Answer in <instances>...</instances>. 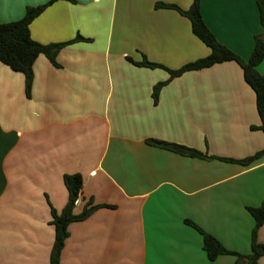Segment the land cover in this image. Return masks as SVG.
Listing matches in <instances>:
<instances>
[{"label":"crops","instance_id":"crops-1","mask_svg":"<svg viewBox=\"0 0 264 264\" xmlns=\"http://www.w3.org/2000/svg\"><path fill=\"white\" fill-rule=\"evenodd\" d=\"M51 0H0V24ZM191 0H55L29 26L60 48L24 77L0 63V264H49L51 209L67 203L63 178L82 179L59 264H237L211 261L191 221L225 249L250 253L248 207L264 199V150L255 95L241 68L225 62L169 79L209 55L188 19ZM217 41L247 62L261 32L256 0H200ZM264 76V59L257 66ZM166 83L153 99L154 88ZM212 157L181 156L149 141ZM264 246V225L258 231ZM259 264H264V255Z\"/></svg>","mask_w":264,"mask_h":264},{"label":"trees","instance_id":"trees-1","mask_svg":"<svg viewBox=\"0 0 264 264\" xmlns=\"http://www.w3.org/2000/svg\"><path fill=\"white\" fill-rule=\"evenodd\" d=\"M53 1L55 0H51L47 4L41 6L28 7L20 20L0 24V63L8 67L11 71L23 75L26 93L29 92L31 85L32 66L38 56L43 55L53 65H56L55 56L60 48L72 42L82 40L78 38L69 43L42 45L31 38L29 31L30 24ZM256 6L259 14L261 32L254 37V47L247 62L243 61L237 54L217 41L215 36L203 22L200 14V0H191V5L187 10H181L177 6L162 3H158L156 8L176 10L183 17L188 19L192 34L209 49L208 56L187 63L177 70H168L162 65L150 63L145 59L141 62H133L130 59L129 61L141 67L165 69L169 73L170 80L180 77L187 72L200 71L217 64L225 62L236 63L242 70L245 83L251 88L255 95L256 110L260 124L258 127H251V129L259 130L264 134V76L257 71V66L264 59V0H256ZM165 84L166 83H159L155 86L153 95L154 100H156L160 88ZM149 143L181 156L201 159L212 158L194 149L177 144L153 140L149 141ZM263 155L264 150L240 161L231 159H226V161L237 162L249 166ZM63 182L68 194L67 203L60 212H56L54 209L50 211V224L54 228V242L49 264H59L60 252L68 237V225L72 222L84 220L98 208V206H87L84 207L81 213L74 214L73 210L80 194L82 179L79 175H66L63 178ZM247 211L254 220V227L251 232L250 253L248 255H241L236 252L228 251L215 237L204 232L193 222L185 221V223L201 234L203 238V250L209 260L213 261L220 255H232L236 257L237 264H259L260 258L264 255V246L258 240V231L264 225V199L259 207H248Z\"/></svg>","mask_w":264,"mask_h":264}]
</instances>
